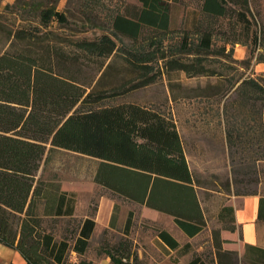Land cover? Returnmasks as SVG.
<instances>
[{"label":"trees","instance_id":"16d2710c","mask_svg":"<svg viewBox=\"0 0 264 264\" xmlns=\"http://www.w3.org/2000/svg\"><path fill=\"white\" fill-rule=\"evenodd\" d=\"M59 1L3 6L18 23L0 54V244L27 264H98L84 257L96 228L93 216L74 220L76 193L41 175L48 144L96 159L94 182L106 196L167 214L186 237H195L206 218L175 120L140 104L107 101L176 72L215 78L206 88L232 156L264 161V72L246 74L249 61L232 57L241 44L248 58L264 63V15L256 21L252 0H136L116 6L109 0H66L62 10ZM177 5L185 7L187 18L179 31L172 18ZM93 29L103 32L80 37ZM217 55L225 58L227 74L216 70ZM83 61L95 63L87 81L78 77ZM250 194L260 196L258 220L264 222V190L237 195ZM218 219L207 260L196 255L187 264H264L259 247L247 245L241 259L223 250L220 232L235 230L232 208L220 209ZM127 236L102 244L98 254L110 264H127L134 259ZM156 239L170 250L190 247L167 230H158Z\"/></svg>","mask_w":264,"mask_h":264},{"label":"rangeland","instance_id":"374dc122","mask_svg":"<svg viewBox=\"0 0 264 264\" xmlns=\"http://www.w3.org/2000/svg\"><path fill=\"white\" fill-rule=\"evenodd\" d=\"M13 1L2 0L0 4V54L11 42L7 33L18 23L14 21L9 10L3 7ZM252 1V13L259 22V18L264 15V0ZM65 3L66 0H60L57 8L64 9ZM109 3L113 6L130 5L136 3V0H109ZM195 6L193 3L188 7L190 9ZM184 8L177 5L173 9V28L176 31H179L187 21ZM102 32L93 29L79 35L92 38ZM232 57L238 60V63L245 59L249 61L244 70L246 74L258 75L264 72V63L258 64L255 58H248L246 46L235 44ZM214 58L216 70L227 74L228 68L223 65L225 58L219 55ZM81 64L82 69L78 77L82 81H87L94 72L95 63L83 61ZM171 75L170 79L163 76L147 87L135 89L107 102L140 104L163 112L175 120L184 145L185 158L195 181L198 201L206 218L203 231L193 240L187 241V237L178 229L173 217L167 214H150L139 204H133L124 198L110 195L106 197L107 194L94 182L96 159L47 145L48 151L41 162L43 168L41 175L44 178H57L62 184V189L76 193L77 208L74 220L79 221L85 216H93L99 222L90 240L89 250L84 255L98 264H110L108 258L99 255L98 251L104 243L113 245L126 238L123 229L127 217L132 221L127 237L131 242L134 257V259L131 257L127 264H187V261L196 255L207 260L205 256L211 245L213 232L219 230L216 212L222 203L237 194L264 190V161H254L250 156L239 154L232 156L225 143L223 125L216 116V105L208 96L212 90L206 88L207 85L214 84L216 79L205 76L187 77L180 72ZM94 209L97 211L94 212ZM70 222L73 226L74 222ZM106 222H109L107 228L103 227ZM158 230L169 231L180 245L190 244V247L184 246L172 251L169 248H162L156 243ZM6 251L1 244L0 264H13L12 254ZM70 259L75 261L76 254L71 253Z\"/></svg>","mask_w":264,"mask_h":264},{"label":"crops","instance_id":"0c3cea01","mask_svg":"<svg viewBox=\"0 0 264 264\" xmlns=\"http://www.w3.org/2000/svg\"><path fill=\"white\" fill-rule=\"evenodd\" d=\"M64 190V189H63ZM66 190V189H65ZM64 190V191H65ZM106 196V195H105ZM107 197V196H106ZM260 204V196L250 194L247 196H231L227 201L223 202L217 210L223 207L232 208V214L234 217L235 230L223 229L220 232V239L223 241V250L233 251L237 253V256L241 259L245 255V247L256 246L264 250V222L258 220V209ZM144 210L150 214H162L154 209L147 208L144 205H140ZM99 213V210H98ZM225 219V218H224ZM95 220V219H94ZM96 221V228L99 222ZM217 223L220 221L217 216ZM109 222L103 224V227H108ZM198 235V234H197ZM195 235V236H197ZM195 237H187V241L193 240ZM1 245V244H0ZM6 252H10L13 256V264H27L18 251L9 249L2 245ZM156 250V248L154 247ZM172 251V250H171ZM148 259V258H147ZM239 264H243L239 262Z\"/></svg>","mask_w":264,"mask_h":264}]
</instances>
